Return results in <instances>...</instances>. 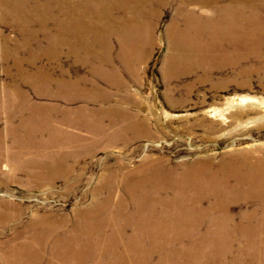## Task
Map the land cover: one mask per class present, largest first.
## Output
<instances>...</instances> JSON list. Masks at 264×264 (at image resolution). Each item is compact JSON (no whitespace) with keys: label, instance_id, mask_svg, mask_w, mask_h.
<instances>
[{"label":"rangeland","instance_id":"374dc122","mask_svg":"<svg viewBox=\"0 0 264 264\" xmlns=\"http://www.w3.org/2000/svg\"><path fill=\"white\" fill-rule=\"evenodd\" d=\"M131 1L139 3L132 11L137 22L140 14H157L149 22L152 42L137 65L125 66L119 38L109 37L107 48L97 37V49L108 51L107 64L117 72L111 81L119 83L96 80L108 98L102 101L89 88L95 79L84 53L93 25L105 17L125 21ZM154 1L0 0V264L264 263V203L230 202L217 186L175 207L168 205L172 195L148 184L162 180L153 166L163 172L176 166L178 176L198 171L205 179L220 175L240 152L264 159V49L260 57L210 59L178 72L165 61V32L180 0L160 7ZM260 14L264 18V8ZM27 73L44 90L42 74L50 92L82 77L86 99L37 92L24 80ZM16 88L34 109H63L52 113L58 122L61 113L81 108L85 121L36 131L29 126L37 122L26 125L6 100ZM135 116L144 123L128 127ZM23 137L25 153L15 154L13 145ZM64 139L77 146L68 150ZM57 166L63 171L55 178H38L40 170ZM163 182L172 187L171 180ZM104 184L118 188L123 205L102 206ZM224 206L232 223L218 213ZM256 208L261 218L245 217ZM209 209L213 216L200 217Z\"/></svg>","mask_w":264,"mask_h":264},{"label":"bare ground","instance_id":"6f19581e","mask_svg":"<svg viewBox=\"0 0 264 264\" xmlns=\"http://www.w3.org/2000/svg\"><path fill=\"white\" fill-rule=\"evenodd\" d=\"M147 1L149 2V0ZM223 1L225 2H222V0H180V12L175 13L165 32L168 48L165 61L169 66L176 68L178 72H185L207 63L210 59H225L223 61L227 62L246 56H261V51L264 49V18L261 16L260 10L264 8V0ZM154 2L157 7H160L167 4L168 0H155ZM138 4L137 1L127 2L129 17L125 21L119 23L117 20L105 17L101 18L100 23L94 24V28L91 29L92 33L89 37L91 46L84 55H88L90 60H92L89 72L90 76L95 80L92 87L89 88L92 93L98 95L97 99L99 100L105 101L108 98L100 93L101 90L96 80L104 79L110 85L119 83L111 81V79H114L113 75L117 72L111 68L112 65L109 66L107 64L108 51L97 49L99 44L96 41L97 37H102V41L99 39L100 43L107 48L110 46L109 37L117 36L119 38V57L125 66H128L131 60H134V64L137 65L147 53L148 46L152 42L153 28L150 27L152 24L149 22L152 19L154 22L157 14L153 13V17L151 15L150 19L146 15L140 14L138 17L139 22H137L132 11L136 9ZM196 7L201 11L195 12ZM109 8L113 10L117 9L118 6H109ZM243 14L248 16L244 18ZM249 15H253V17L249 19ZM120 34H126L127 38H121ZM76 40L80 43L78 38ZM107 68H109L108 72L106 71ZM39 77L45 88L44 90L40 88L37 79H34L33 76L31 80L29 73L24 75V80L31 81V85L34 86L37 92L44 93L50 88H47L49 86L44 82L42 74ZM75 80L77 83L63 81L64 83L60 84L59 89H54L55 92L48 91V93L67 101H72L75 98H83L85 100L83 92L85 80L82 77H78ZM6 100L11 101L12 104L15 103L14 109L24 117L26 125L37 122L35 125L29 126L36 131L44 129L46 132H52L50 130L52 125H69L78 128L80 120L85 121V116H83L85 109L81 108L79 109L80 112L61 113L60 116L63 123L58 122L53 119L52 113L63 109H53L48 106H45L44 109H34L29 106L27 96L17 88L7 96ZM240 101L241 103H246L248 99L241 98ZM228 102L230 107L232 105L231 99ZM105 112L109 113V111ZM89 113L91 112H87V114ZM137 118L135 116L132 119L133 123H130L128 127L144 123L143 121H137ZM134 120L136 121L134 122ZM80 126H82V122ZM59 133L63 134V129H60ZM63 135L76 137L73 134ZM26 143L27 140L23 137L21 141L13 145L12 151L15 154L23 155L26 150ZM60 144L68 150L77 146L76 144L69 146L65 139ZM207 161L209 160L205 162ZM181 168H184V166L181 165ZM206 169L207 167H204V170ZM144 170L149 177L152 169L146 168ZM175 170L176 166L167 168L166 172L161 171L159 166H153V174L160 176L162 180L155 182L148 180V184L153 187L154 191L157 188L159 191H163V194L172 195L168 199V205L178 207L179 201L181 204L188 200L194 201L195 191L200 193L205 189L216 190L217 186L229 196L230 202H245L255 199L257 203H264V159L259 156L253 157L248 152H240L236 157L222 165L220 175L211 173L205 179L200 177L197 173L198 171L193 175L183 174L178 176ZM61 171L63 170L57 166L54 169L40 170L37 176L39 179L55 178L57 174L62 173ZM166 179L172 181V187L163 182ZM220 185H222V188ZM104 190L106 199L101 203L103 207H108L107 203L109 201L114 204L117 202L116 200L123 205L118 188H110L104 184ZM153 195L159 197L156 193H153ZM206 211L207 213L205 211L201 212L200 217L213 216L211 209ZM218 213L222 217V221L232 223L235 220L226 206ZM244 215L245 217L255 216L261 218L262 211L256 208L252 209V211H245ZM249 219L253 220L254 218ZM248 239V237H245L246 242Z\"/></svg>","mask_w":264,"mask_h":264}]
</instances>
